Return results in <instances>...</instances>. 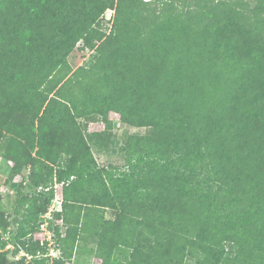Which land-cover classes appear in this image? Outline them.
<instances>
[{"label": "trees", "instance_id": "16d2710c", "mask_svg": "<svg viewBox=\"0 0 264 264\" xmlns=\"http://www.w3.org/2000/svg\"><path fill=\"white\" fill-rule=\"evenodd\" d=\"M0 156V264H63L86 233L101 264H264V0H0ZM55 183L48 263L32 233Z\"/></svg>", "mask_w": 264, "mask_h": 264}, {"label": "rangeland", "instance_id": "374dc122", "mask_svg": "<svg viewBox=\"0 0 264 264\" xmlns=\"http://www.w3.org/2000/svg\"><path fill=\"white\" fill-rule=\"evenodd\" d=\"M149 1V0H148ZM238 6L245 5L246 8L250 9V7H253L256 3V0H229ZM112 10H107L104 14V18L106 21H108L112 15ZM110 25V23H108ZM90 54V50L83 46L81 42H78V44L75 46V48L72 50L68 57V61L71 64L72 68H75L87 60L88 56ZM109 118H114L115 120L117 117L113 112L109 113ZM88 128L90 130H98L103 128V124L100 123L97 120L90 121ZM129 130H134V128H130ZM93 155L96 159V162L100 166L104 167H113L122 170L126 168L125 161L123 156L120 153L115 152H99L95 149H93ZM11 163L6 160L5 158H2L0 156V214H2L3 218L6 220L7 230H12L16 224L13 222V211H12V203L7 198V193H10L11 195H14V190L10 189L7 184H5L4 180L9 175V169H10ZM16 182H19L21 180L20 177H17ZM27 182V179H24L22 181V184L24 185L23 190L31 193L35 192L41 189H35L30 187H25V184ZM61 184L55 183L53 185L54 190V198L52 199L47 212L42 214L40 216V220L38 221V224L35 228V230L32 233V239L38 240L39 244L44 247L45 253H42L41 251H38L36 254V257H45L47 258L48 263L51 262L52 258L59 257L61 255V251L57 245L56 242V231L54 230V227H58L61 234H64L65 227L63 226V223L61 219H55L53 217V212L56 210L61 209L60 201H61ZM14 198V197H13ZM105 217L106 218H112V211L110 209H107L105 211ZM87 234V235H86ZM85 235L82 234L83 238H81L76 243V248L72 252V256L70 259H64L63 264H101V260L97 258L94 254V247L95 242L92 237L86 233ZM0 236L4 239H7V234L3 233L0 229ZM8 247L6 245L5 249ZM24 256V262L20 264H31V256L27 255L23 251L19 252L16 259H19L20 257Z\"/></svg>", "mask_w": 264, "mask_h": 264}, {"label": "built area", "instance_id": "2783aa9c", "mask_svg": "<svg viewBox=\"0 0 264 264\" xmlns=\"http://www.w3.org/2000/svg\"><path fill=\"white\" fill-rule=\"evenodd\" d=\"M115 115H116V119H118L119 118V115L117 114V113H115V112H113ZM110 119H112V118H110Z\"/></svg>", "mask_w": 264, "mask_h": 264}]
</instances>
